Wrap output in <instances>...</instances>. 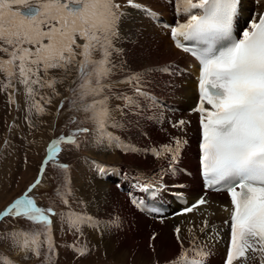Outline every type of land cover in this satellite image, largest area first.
Returning <instances> with one entry per match:
<instances>
[{"label":"snow or ice","instance_id":"snow-or-ice-1","mask_svg":"<svg viewBox=\"0 0 264 264\" xmlns=\"http://www.w3.org/2000/svg\"><path fill=\"white\" fill-rule=\"evenodd\" d=\"M157 2L170 19L153 0H0V92L18 113L6 125L0 153L6 159L19 146L27 164L26 153L44 144L35 178L0 209V245L18 253L13 259L0 252L3 264H58L61 247L83 259L106 236L124 231L123 208L114 204L101 215L102 198L73 188L71 174L81 165L130 185L128 203L142 215L179 221L170 255L157 251L160 234H149L148 264H211L216 245L223 246L220 264H264V0ZM134 13L193 62L196 98L188 113L197 117L201 187L191 200L182 161L193 142L192 121L163 115L171 106L156 94L174 90L175 80L189 73L175 61L128 62L121 45L136 37L122 26ZM141 120L156 124L164 139L138 147L123 135L139 131ZM113 148L157 164L128 171L84 154ZM210 193L226 194V203L216 205L226 213L220 223ZM169 198L181 202L171 212L159 203ZM61 233L73 240L58 242ZM92 235L98 239L90 247Z\"/></svg>","mask_w":264,"mask_h":264},{"label":"bare ground","instance_id":"bare-ground-1","mask_svg":"<svg viewBox=\"0 0 264 264\" xmlns=\"http://www.w3.org/2000/svg\"><path fill=\"white\" fill-rule=\"evenodd\" d=\"M153 5L156 8H159L160 11H163V13L164 12L170 13V11H167L168 8L165 7L164 4L157 2V0L153 1ZM127 23H133V17L129 19L124 25H127ZM147 24L148 22L143 20L141 21V23L137 24V27L135 28L136 33L134 35L136 39L131 44L136 45L138 41L143 40L141 46L143 45L145 46L147 50L145 52L154 54L153 56L143 54L145 55L146 58L150 60L151 63L161 64L172 59L179 60L183 62L185 66H187V68H185V71L189 73L184 75L182 78H177L175 80L174 90L172 88H164L163 93L167 96V98L171 97L170 99L174 100V102L183 105V107H185V110L183 111L182 116H185L187 119H190L192 121L190 133H192L193 142L190 144L189 149L186 152L187 154H185L182 163L189 166L191 169H193L196 172L195 182L193 177H188L185 181L186 188L188 189L189 194L196 197V195L200 192V187H201L200 180L198 179V175H197L198 163H197V148L195 143L197 117L194 115H189V113H187L188 109L194 104L196 98V82L193 80L191 74V72L194 71V68L192 67L193 62L190 60L189 57L185 56L182 52L173 48L171 46V41L168 39L166 35H163L161 31H159L157 28ZM145 25H147V27H144ZM122 31L125 32L126 34L128 33V30L122 29ZM135 58H136L135 66H141V63L138 61L139 58L138 53L134 57V60ZM164 114L165 116H171L172 119H177L178 116V114L176 113L172 115V113L169 111L164 112ZM117 115L119 114L117 113ZM154 126H156V124H154ZM169 130L171 131V129ZM123 135L126 134L123 133ZM160 137L162 138L161 140L164 139V137L161 134ZM135 143H138V141H136ZM113 153L120 154L119 156L121 157L118 160L124 162L127 165L126 169L128 171H130L135 166H138L141 169L149 170L155 167L157 164V161L153 160L151 156L147 157L146 159H141L139 156L124 155L118 150H114ZM103 155L104 154L102 153V155L100 156L103 157ZM120 166L121 165H118V167ZM104 185L105 188L100 189V191L101 193L106 192L104 198L109 199V201L104 200L100 196V198H102L99 201L101 215H103L105 210H107L108 208H110L112 205L115 204L123 208L124 215L127 216L129 221L124 231L121 232L118 237L115 235H113L112 238L110 239L107 238V236L105 237L101 245L104 248L107 255L113 256L118 261L117 263L125 262L127 264H130L131 262H133V264H148V260L151 258V253L148 250L147 247L148 244H146L144 240L145 239L147 240L149 234L152 233L153 231L156 232L158 231L152 229H144L142 227V223L160 224L161 229L166 227V230L168 229L167 232H165L164 234H163L164 231L159 232L160 234L159 240L166 239L168 244H166L163 248L157 251L162 255H170L174 253V251L176 250V246L172 238L171 229L173 228L174 223L179 222L178 220L173 221L172 219H168L165 223L161 224L157 220L150 219L148 216L142 215L140 212L132 208L128 203L129 197L125 193L120 192L118 187L115 186V184L105 183ZM80 191L82 192V186ZM82 193H84L85 195L87 194V196H89L92 195L93 192H90V189H85L83 190ZM95 195L99 197V193L95 192ZM109 195H111V197ZM110 198H113V200L110 201ZM226 200L227 198L224 194H216L213 196V201H212L213 207L212 209H210V211L217 212L216 217L213 218L217 223L222 222L223 218L226 216V213H221L219 209L216 208V205L224 204L226 203ZM96 210L97 209L95 207L89 208V212H95ZM192 218L193 216L190 214L188 219H192ZM180 219H184V217H181ZM195 219L198 221L200 217L197 215L195 216ZM93 238H94L93 240L98 239L96 235ZM216 248L219 249V251L214 253L211 262H216L217 264H220L223 246L216 245ZM132 253H135V259L132 258L131 255Z\"/></svg>","mask_w":264,"mask_h":264},{"label":"rangeland","instance_id":"rangeland-1","mask_svg":"<svg viewBox=\"0 0 264 264\" xmlns=\"http://www.w3.org/2000/svg\"><path fill=\"white\" fill-rule=\"evenodd\" d=\"M132 17H133V23H127V25H123L122 29L128 30V33L135 35L136 33L135 28L137 27V24L141 23L142 19L139 17V14H136V13H134ZM147 25H150V24L148 23ZM147 25H145L144 27H147ZM142 43H143V40H140L138 41L136 45H133L131 43H125L121 45V47L126 49V59L128 60V62L135 66L136 58L134 60V57L138 53L139 54L138 61L141 63V66L158 65V64L151 63L150 60L145 57V55L153 56L154 54L145 52L147 50L144 45L141 46ZM163 79H167V78L164 77ZM156 91L164 94L163 93L164 88H159ZM116 103H119V102H116ZM17 115L18 113L15 110V108L8 103L7 94L0 92V141H3L5 139L6 125L10 124ZM163 115L165 114L163 113ZM129 119H135V118L132 117ZM139 123H140L139 131L133 128L131 131L125 130L124 132L126 135L132 137V139H135L133 140L134 143L136 142V140H139L138 143H135L136 146L140 147L139 145L140 141L146 142L147 139L149 138L154 139L155 141L162 139L160 137V133L157 131V125L154 126V124H150L146 120H141ZM70 127H75V125H70ZM163 127L168 128V123L166 120L163 123ZM59 130L60 129L58 128L57 131ZM141 132L146 133L147 136L141 135L140 134ZM39 135L40 134H37L38 138H39ZM49 135L50 133H47V132L44 133L43 139L46 141ZM18 149H19V146H17V150H12L9 154H7L6 159L3 158L4 154L0 153V209H2L6 205V203L9 202L13 197L19 195L20 192L25 188V186L35 178L36 172H37V166L40 161V157L43 155L44 144L38 143V145L35 146L32 151H28L26 153L27 158H28L27 164H24L22 160L23 153ZM114 150L116 149H113V150L111 149L109 151H100V152H96V151L88 152L87 150H85L84 154L92 156L95 160L101 161L105 165H109V166L112 165L116 167H118V165H121L125 168V170H127L126 169L127 165L124 162L118 160L121 157L119 156L120 154L113 153ZM37 152H39L40 155H37ZM102 153L104 154L103 157L100 156L102 155ZM90 167L91 165H87V166L81 165L79 171L72 172L70 179H71L73 188L81 190V186H82V192L85 189H90V192H93L92 195H95V192L99 193L98 198H100L101 196L104 200L109 201V199L104 198L106 195V192L101 193L100 189L105 188V185H104L105 183L115 184L114 183L115 181H120L119 178L116 176L102 177V178L97 177L95 172L89 170ZM45 183L47 184V181H45ZM109 196L111 197V195ZM85 197L87 198V194L85 195ZM112 200L113 198H110V201ZM47 202H48L47 198H45L44 203H47ZM74 207H75V204H74ZM142 227L144 229L157 230L158 233L160 231H164L163 234L167 232L168 230V229L166 230V227L161 229L160 224H154V223H142ZM94 236L92 235L89 237V240L91 241V243L89 244L90 247H92V245L95 244L96 242V240H93ZM61 238L64 241H67L69 243L73 240V237L71 236L65 237L63 236L62 233L58 235V238H57L58 242L61 240ZM144 241L146 242V244H148V239L147 240L145 239ZM156 244H157V250H159L168 243L166 239H161L157 241ZM0 252L7 253V255L13 259H15L18 255V253L15 250L9 249L6 245H0ZM60 252H61V256L58 261V264H127L125 262L117 263L118 261L113 256H109L107 255V253L105 255V250L101 244L98 247H95L93 249V252L83 259L74 258V255L71 252H68L65 247H61ZM0 264H3L2 256H0ZM28 264H36V262L33 260V261H29ZM130 264H133V262H131ZM211 264H217V263L211 262Z\"/></svg>","mask_w":264,"mask_h":264}]
</instances>
